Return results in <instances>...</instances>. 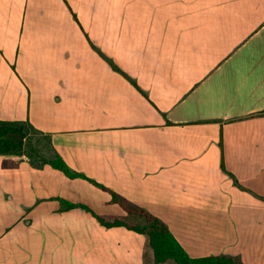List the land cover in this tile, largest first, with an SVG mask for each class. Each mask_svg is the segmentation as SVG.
I'll return each instance as SVG.
<instances>
[{
	"label": "crops",
	"instance_id": "obj_1",
	"mask_svg": "<svg viewBox=\"0 0 264 264\" xmlns=\"http://www.w3.org/2000/svg\"><path fill=\"white\" fill-rule=\"evenodd\" d=\"M0 121L30 123L191 258L264 264V0H0ZM94 214L127 216L0 155V264H156L148 236Z\"/></svg>",
	"mask_w": 264,
	"mask_h": 264
},
{
	"label": "trees",
	"instance_id": "obj_2",
	"mask_svg": "<svg viewBox=\"0 0 264 264\" xmlns=\"http://www.w3.org/2000/svg\"><path fill=\"white\" fill-rule=\"evenodd\" d=\"M101 55L106 58L102 53ZM106 59L115 70L120 71V68H118L110 59ZM135 86L137 85L135 84ZM32 135L43 136L30 123L0 121V155H27L25 153L27 145L26 142L32 137ZM45 138L50 145V138ZM43 164H49L53 168L62 171L67 177L71 179L81 178L87 180L97 188L108 192L112 197V202L119 204L125 210L127 216L106 218L94 214L95 217L100 222V224L107 228L125 227L137 233L148 236V238L150 239V247L154 254V262L156 264H165L169 261H172L175 264H242L238 259H234L228 256H211L198 259L191 258L172 235L167 225L148 211L130 203L124 197L115 193L104 185L88 178L81 173L73 171L56 153L53 154V157L51 159H45L43 161ZM222 169L233 179L234 184L237 187L242 190H246L240 185L236 177L226 170L223 162ZM255 196L259 197L258 195ZM259 198L264 200L263 197ZM69 207L74 208L77 207V205L71 204L69 205ZM80 207L90 211V209L85 206ZM133 216H141L145 218V220L147 221V225L144 227H136L128 224L127 220H130Z\"/></svg>",
	"mask_w": 264,
	"mask_h": 264
},
{
	"label": "rangeland",
	"instance_id": "obj_3",
	"mask_svg": "<svg viewBox=\"0 0 264 264\" xmlns=\"http://www.w3.org/2000/svg\"><path fill=\"white\" fill-rule=\"evenodd\" d=\"M25 155L29 161L36 165L43 164V161L49 160L53 157L48 141L45 137L40 135H32V137L26 142ZM128 224L132 226L144 227L147 225L145 218L141 216H133L130 220H127ZM168 264V263H167ZM169 264H175L169 261Z\"/></svg>",
	"mask_w": 264,
	"mask_h": 264
}]
</instances>
